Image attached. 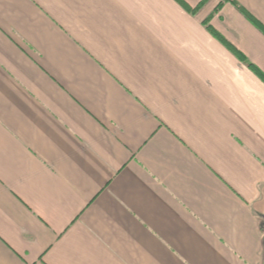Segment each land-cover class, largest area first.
Wrapping results in <instances>:
<instances>
[{"label":"crops","instance_id":"1","mask_svg":"<svg viewBox=\"0 0 264 264\" xmlns=\"http://www.w3.org/2000/svg\"><path fill=\"white\" fill-rule=\"evenodd\" d=\"M259 74L264 0H0V264H264Z\"/></svg>","mask_w":264,"mask_h":264},{"label":"trees","instance_id":"2","mask_svg":"<svg viewBox=\"0 0 264 264\" xmlns=\"http://www.w3.org/2000/svg\"><path fill=\"white\" fill-rule=\"evenodd\" d=\"M230 1V0H229ZM222 5V4H221ZM251 68H252V66H251ZM259 75H261V74H259ZM261 77H262V79L264 80V77H263V75H261Z\"/></svg>","mask_w":264,"mask_h":264}]
</instances>
